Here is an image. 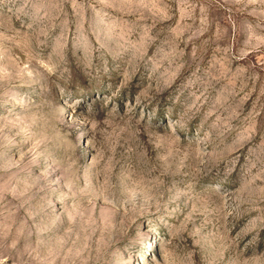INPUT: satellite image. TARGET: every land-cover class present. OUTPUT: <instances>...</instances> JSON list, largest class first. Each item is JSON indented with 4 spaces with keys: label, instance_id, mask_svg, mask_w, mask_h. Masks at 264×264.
<instances>
[{
    "label": "rangeland",
    "instance_id": "obj_1",
    "mask_svg": "<svg viewBox=\"0 0 264 264\" xmlns=\"http://www.w3.org/2000/svg\"><path fill=\"white\" fill-rule=\"evenodd\" d=\"M0 264H264V0H0Z\"/></svg>",
    "mask_w": 264,
    "mask_h": 264
}]
</instances>
